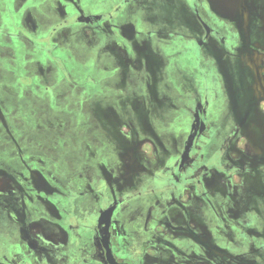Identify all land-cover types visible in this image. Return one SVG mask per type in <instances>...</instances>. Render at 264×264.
<instances>
[{
	"label": "flooded vegetation",
	"instance_id": "flooded-vegetation-1",
	"mask_svg": "<svg viewBox=\"0 0 264 264\" xmlns=\"http://www.w3.org/2000/svg\"><path fill=\"white\" fill-rule=\"evenodd\" d=\"M4 1L0 211L13 226L0 264H255L264 257V40L256 37L264 0H241L242 18L234 20L218 19L207 0H183L196 19L185 32L149 26L152 0H106L98 12L81 10L80 0ZM13 8L14 28L6 23ZM82 31L99 35V55L108 60L103 77L83 82L92 87L84 94L95 101V116L71 130L77 136L69 132L78 140H62L64 119L85 108L80 90H69L78 84L64 46L51 41ZM175 70L181 79L171 86L188 98L171 130L167 114L153 117L159 101L174 100L172 91L159 98L158 78ZM24 155L46 157L45 172L34 164L45 181L5 163ZM41 219L67 229L68 241L33 234Z\"/></svg>",
	"mask_w": 264,
	"mask_h": 264
},
{
	"label": "rangeland",
	"instance_id": "rangeland-1",
	"mask_svg": "<svg viewBox=\"0 0 264 264\" xmlns=\"http://www.w3.org/2000/svg\"><path fill=\"white\" fill-rule=\"evenodd\" d=\"M105 1L106 0H80L78 7L85 12H91L93 10L98 12L106 8ZM207 1L211 2L212 7L217 11L219 15L222 16L219 17V15H217L218 16L217 18L220 20H223V18L224 19L227 18L231 20L242 18L243 10L241 9V0H234L233 3H230L229 0H207ZM73 2H76V0H73ZM51 3H53V0ZM51 3L44 4V7L48 9V11H43L46 12V16H45L46 19L47 17L52 16L49 7ZM101 3L103 4L105 3V4L101 5ZM38 7H41V5H38ZM149 7L150 10L145 12L144 17L145 20L150 24L149 26H151L154 29L162 30L164 32L167 31L185 32V30L191 28L190 25L194 24V26L196 27L195 16L189 12L186 2L183 0H167V1L152 0L149 3ZM234 11L235 13L237 12V14H239L237 18H235L234 16ZM262 20H264V16H262ZM45 22H47V20H45ZM41 24L42 26H44L42 20H41ZM182 34H187V33H182ZM68 36L71 37L69 38L66 37V40L63 43L64 41L63 35H61L60 37L58 35H54L51 43H59L64 46L62 47L61 55L63 60L67 64L66 69L69 74L73 75L74 77L73 83L78 84V86H75L72 83L69 84L68 86L69 90L76 91V90H71L74 88L80 90L78 91L79 92L78 95L80 96L79 97L80 104L83 107V109L85 108V112L82 115L75 114L76 119L68 115L64 119L65 123H63L64 131H63L62 140H64L65 138H67L68 140L71 139L78 140V138L76 139V137L70 136L69 132H72V134H75V136H77L79 132L78 131L73 132L71 130L80 129L83 123L86 121V115L89 116V120L91 119V117L95 116V113L90 112L92 103H94L95 101H92V99L89 101V99L87 98L88 96H85V94H87V92L85 91L88 90L91 91L92 87L83 86V82L86 78L88 79V76H92L93 78L95 76L103 77L104 74L102 73L101 68L108 59H104L102 53L99 55V45L101 44V42L100 39H98L99 35L97 33L92 34L82 31L80 34L68 35ZM256 37L263 38L264 40V24L261 28V33L260 34L257 33ZM261 44L264 46L263 41ZM112 48L114 51L118 49L116 44L114 47H111L110 50H112ZM58 56H60V54H58ZM170 75H172L170 79H168L169 77H167L168 75L166 74H163L162 76L160 75V77L158 78L159 91L161 93V96H159V98L164 99V97L168 96L170 91H172V93L174 94L172 95V98L174 100L170 101L166 99L159 101L160 110L162 111L159 110L154 112L153 119L156 120L160 115L167 114L168 120L169 119L174 120V122L170 125V129L174 130L177 120L179 121L182 120L185 115L184 112H185L186 100L188 98V95H185L186 93H181L179 89H173L171 86V81H178L181 79L178 77L181 75L177 74V70L173 71L172 74ZM76 81L78 83H76ZM87 81H89V79ZM176 91H178L179 94H177ZM191 93H193V91H191ZM190 96L192 95L190 94ZM69 97L72 96L69 95ZM164 103L165 106L167 105V108H169L170 110L163 108ZM164 126L165 125L161 123L159 125V127L162 130L164 129ZM262 149L263 148H259V149L253 148L250 150L256 153L261 151ZM60 166L62 167L63 170L68 169L67 162L66 163L62 162ZM259 167H264V166L260 164ZM12 226L13 225L9 226L8 217L5 214H3V212L0 211V236H1L0 257L3 256L5 253L8 252L10 253L8 243L6 242V240L8 239L7 228ZM255 264H264V257L258 255L256 257Z\"/></svg>",
	"mask_w": 264,
	"mask_h": 264
},
{
	"label": "crops",
	"instance_id": "crops-1",
	"mask_svg": "<svg viewBox=\"0 0 264 264\" xmlns=\"http://www.w3.org/2000/svg\"><path fill=\"white\" fill-rule=\"evenodd\" d=\"M230 3H233L234 0H229ZM3 2H5L3 0ZM15 2L14 0H11V4L13 5ZM15 16L13 14H10L9 17H7L8 22L6 21L7 25L10 27L17 26V22L19 21L20 14L18 10L12 9ZM230 12V11H229ZM17 16V17H16ZM14 21L16 22V25H14ZM0 114H2V111H0ZM18 115H22L21 112L18 113ZM34 146V145H33ZM44 156H32V155H24L22 157H6L5 163L10 164L11 167L14 169L13 173L23 176H33V179L40 184L41 181H45V170L47 168L46 163H48ZM51 161V159H50ZM34 164H43L44 172H42L40 169L36 168ZM40 168V167H39ZM4 173H7L5 169H3ZM46 187H43L45 189ZM31 231L33 234L39 236L40 238L49 240L51 242H61V238H64V241H68V233L65 232V228L62 226H59L58 224H47L45 219L37 220L32 223ZM13 243V242H12ZM11 247H13L11 245ZM13 249V248H12Z\"/></svg>",
	"mask_w": 264,
	"mask_h": 264
},
{
	"label": "water",
	"instance_id": "water-1",
	"mask_svg": "<svg viewBox=\"0 0 264 264\" xmlns=\"http://www.w3.org/2000/svg\"><path fill=\"white\" fill-rule=\"evenodd\" d=\"M110 215H111V211H109L108 213H106L105 215H103V218L101 220V223L102 224H106V226H107L109 224ZM107 250H108V256H109V254H110L109 247H107Z\"/></svg>",
	"mask_w": 264,
	"mask_h": 264
}]
</instances>
